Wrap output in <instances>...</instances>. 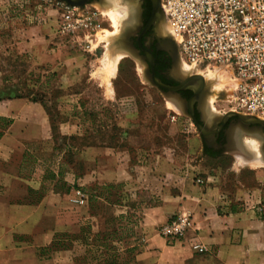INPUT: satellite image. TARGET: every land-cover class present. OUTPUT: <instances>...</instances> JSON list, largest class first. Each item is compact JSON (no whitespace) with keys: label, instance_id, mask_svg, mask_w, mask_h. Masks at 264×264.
<instances>
[{"label":"rangeland","instance_id":"1","mask_svg":"<svg viewBox=\"0 0 264 264\" xmlns=\"http://www.w3.org/2000/svg\"><path fill=\"white\" fill-rule=\"evenodd\" d=\"M57 1L66 2L0 0V100L22 98L41 105L40 101H33L41 98L52 118L51 121L45 111L49 120L48 135L27 144L28 150L33 152L31 155L42 159L49 170L58 156L65 167L80 148L107 146L126 150L135 165L147 168L142 169L143 176L149 168L173 172L187 169L186 174L192 178L197 171L190 167L196 165L204 153V142L196 124L144 78V66L130 56L127 49L118 48L123 47V42H117L116 38L124 29H130L127 39L132 45L140 30L135 0H100V3L88 6L99 14L89 37L82 33L60 32ZM111 5L122 11L123 17L116 21V27L108 11L103 10ZM164 21L163 17L153 32L158 36L159 45L170 49L162 38L170 34L163 29ZM138 54L141 55L139 51ZM209 67L212 70L222 68ZM176 71L182 77L204 73L197 69L183 71L181 59ZM207 83L204 102H197V107L202 124L211 126L213 116L230 111L227 96L230 86L228 83L213 87L211 81ZM229 118L231 123L237 120L234 115ZM6 123V120L0 122V128ZM250 124L258 127L256 123ZM244 132L247 131L235 125L226 141L231 149L251 156L247 148L249 143L257 154V160L251 163L264 169L260 138L254 140V136L246 133L245 138L253 140H244ZM62 136H66L65 139ZM50 138L53 141L55 138L58 146L52 154ZM236 158V154H222L215 162L224 169L235 168ZM208 161H202V164L209 165ZM138 172L134 171L135 174ZM124 180L106 184L111 187L107 190H99L106 185L87 188L93 202L91 217L80 221L83 238L74 237L79 231L72 234L60 232L54 236L64 242L65 248L72 250L73 264L94 259L101 264L111 259L123 263L131 260L143 246L142 236L135 235L133 226L140 219L144 200L134 192H139L142 198L147 194L132 176ZM94 190L101 192V196L95 197ZM132 246L133 252L130 251Z\"/></svg>","mask_w":264,"mask_h":264},{"label":"crops","instance_id":"2","mask_svg":"<svg viewBox=\"0 0 264 264\" xmlns=\"http://www.w3.org/2000/svg\"><path fill=\"white\" fill-rule=\"evenodd\" d=\"M4 120L7 123L0 128V264H73L71 249L49 246L57 233H76L80 221L91 217L89 201L77 200L75 187L85 191L94 184L123 182L131 176L147 194L142 198L134 192L144 200L133 226L144 242L134 254L135 264H264V169L251 163L257 154L249 143L251 156L231 149L229 143L215 153L204 146L208 154L202 153L201 162L190 167L204 178L202 185L194 182L195 174L192 178L186 174L187 169L149 168L143 176L142 169L147 168L135 165L126 150L107 146H84L65 167L58 156L49 168L54 179H46L48 168L27 148L29 142L48 135L49 120L42 105L22 98L0 100V122ZM261 125L249 123L243 129L257 140ZM51 141L50 154L55 145ZM229 153L236 154V166L224 169L215 161ZM178 213H188L193 227L181 241L170 244L158 230ZM195 242L206 245L207 251L196 252Z\"/></svg>","mask_w":264,"mask_h":264},{"label":"built area","instance_id":"3","mask_svg":"<svg viewBox=\"0 0 264 264\" xmlns=\"http://www.w3.org/2000/svg\"><path fill=\"white\" fill-rule=\"evenodd\" d=\"M56 5L60 32L89 37L97 25V10L63 1ZM160 6L179 59L192 66L229 70L233 78L227 94L229 110L264 120V0H160ZM193 180L198 185L205 182L199 174ZM73 194L80 202L88 199L81 189ZM192 227L191 216L178 213L158 233L174 244ZM192 249L207 251L206 245L197 242Z\"/></svg>","mask_w":264,"mask_h":264},{"label":"water","instance_id":"4","mask_svg":"<svg viewBox=\"0 0 264 264\" xmlns=\"http://www.w3.org/2000/svg\"><path fill=\"white\" fill-rule=\"evenodd\" d=\"M65 1L71 5L82 8L83 4H85L87 0H65ZM163 17L164 15H163V12L160 6V0H152V14L144 30L150 27L151 25L153 26V30H155L156 25L161 19H163ZM130 33H131L130 29L126 28L122 31L121 33L122 36H119L116 38L117 42H120V40L123 42V47L120 46L118 48L127 49L130 56H132L133 58H136V60H138L139 63L144 66L142 70L144 78L151 85L157 87L166 98L173 100V102L179 107V110L184 112L187 116H189L193 120V122L196 124V127L199 133L203 135L206 138V140H208L207 144L208 142L212 145L215 143L214 134L218 132V130L222 127V125L228 120L230 116L234 115L237 117L236 122L234 121L233 123H230V125H233L234 127L235 125H237L241 129H243L244 128L243 126L249 123H256V124L264 123V120L262 119H258L253 116L229 111L223 115H220L219 118L215 117L212 121L213 124L211 126H207L206 124H200L194 117L193 110H194L195 102H202L201 101L202 94L200 95V93L195 90V87L192 86L193 76L182 77L178 75L176 71V67L179 61V56H178L176 43L174 39L172 38V36H169L168 34H166V36H162V38L166 41V43L169 45V48H170L169 52L172 58V66L170 67L169 74L176 81H178L176 85H170V84L163 83L160 80V78L154 74L153 67H152L153 66L152 53L142 48L144 51V54L139 55L137 48H134L131 41L127 39ZM155 35H156V32H155ZM156 37L158 36L156 35ZM188 88L193 91V95L189 99H184L180 96L179 92L181 90L188 89ZM233 126H231L229 129L231 130ZM230 130L228 131V135L230 134Z\"/></svg>","mask_w":264,"mask_h":264},{"label":"flooded vegetation","instance_id":"5","mask_svg":"<svg viewBox=\"0 0 264 264\" xmlns=\"http://www.w3.org/2000/svg\"><path fill=\"white\" fill-rule=\"evenodd\" d=\"M94 2L100 3V0H87L83 6H94ZM136 6V18L140 21L141 26L140 30L137 32L135 37L133 38V45L137 48L141 55L144 54L143 49H146L152 53L153 56V71L154 74L160 78L163 83L176 85L178 81L172 78L169 75L170 66L172 63V58L169 52V49L164 46L159 45V41L154 35L153 26L151 25L147 29L144 30L147 22L149 21L152 14V0H135ZM138 12V13H137ZM140 15V16H139ZM137 26V25H135ZM147 42V43H146ZM143 48V49H142ZM180 96L184 99H189L193 92L189 89H184L179 92ZM194 117L196 120L202 124L201 114L197 107V102L194 103L193 110ZM230 118L222 125V127L218 130L215 136V143L212 145L207 141L206 138L202 135V139L204 142V146L207 152H221L224 151L227 146L226 140H228V128L230 126L229 122ZM258 138H260L261 142V150L264 156V124L261 125L259 129V133L257 134ZM229 143V142H228Z\"/></svg>","mask_w":264,"mask_h":264},{"label":"bare ground","instance_id":"6","mask_svg":"<svg viewBox=\"0 0 264 264\" xmlns=\"http://www.w3.org/2000/svg\"><path fill=\"white\" fill-rule=\"evenodd\" d=\"M133 3V2H132ZM115 9V10H114ZM104 11H108V13L110 14V16H111V18L113 19L112 21H113V23L115 24V27H116V21H119L120 20V17H123V16H121V8H119V7H115V6H113L112 7V5L110 6V7H106V8H104L103 9ZM120 14V15H119ZM125 15V14H124ZM118 16H119V18H118ZM119 19V20H118ZM122 20H123V18H122ZM166 20V19H165ZM160 22H161V20H160ZM165 22V21H164ZM159 23V22H158ZM119 24V23H118ZM158 25V24H157ZM166 26V27H165ZM166 28V30L167 31H169L170 32V34H168L169 36H171L172 35V33H171V31H170V25H169V23H168V21L166 20V22L165 23H163V29H165ZM160 30H161V28H160ZM165 30V31H166ZM162 31V30H161ZM164 31V30H163ZM166 31V32H167ZM119 36H122V35H119ZM118 36V37H119ZM173 38V37H172ZM174 39V38H173ZM121 41V40H120ZM122 42V41H121ZM179 62H180V59H179ZM181 64H182V69H183V71H191V70H194V69H197L198 71H200V72H207L208 71V73L209 74H198V72H196L195 74H190V75H187V76H193V82H192V86L193 87H195V90L196 91H198L199 93H200V95H201V97H202V104H203V102H204V95H205V86H206V83H207V81H211L212 82V86L214 87V86H222V84L224 85V84H228L229 83V86H231V84H232V82H233V78H232V76H231V74H230V71L229 70H227V69H225V68H214V70H212L208 65H206V66H192V65H189L188 67H190V68H188L187 66H186V64L187 63H185L184 61H182L181 60ZM180 66V65H179ZM211 69V70H210ZM187 76H185V77H187ZM228 78V79H227ZM228 81V82H227ZM208 84V83H207ZM209 86V85H208ZM169 99V98H168ZM176 107H178L174 102H173V100H171V99H169ZM178 109H179V107H178ZM220 115H223V114H220ZM220 115H215V116H213L212 118L214 119L215 117H220ZM212 119V120H213ZM253 162V161H252Z\"/></svg>","mask_w":264,"mask_h":264},{"label":"trees","instance_id":"7","mask_svg":"<svg viewBox=\"0 0 264 264\" xmlns=\"http://www.w3.org/2000/svg\"><path fill=\"white\" fill-rule=\"evenodd\" d=\"M33 101H40L42 107L45 109V111L48 113V115H50L49 108L46 106V104L43 102V100H41V98H40V99H36V98H34ZM50 118H51V115H50ZM50 120L52 121V118H51ZM6 122H7V120H6ZM65 137H66V136H62V139H63V138L65 139ZM54 142H55V138H54ZM56 147H58V146H57V142H55L54 149H55ZM204 153L208 154L205 150H204ZM209 155H212V154H209ZM58 173H59V172H58ZM54 177H55L54 172H53L52 170H49L46 179H54ZM94 185H97V184H94ZM105 185H106V184H105ZM98 186H101V185H98ZM106 186H107V185H106ZM107 187H108V188H107ZM107 187H104V188L99 187V190L102 191V190H104V189H106V190H107V189H111L110 186H107ZM88 188H89V187H88ZM85 189H86L85 192H86L87 195H88V199H87V200L89 201V204H90V207H91V211H92L93 196L88 194L89 192H87V191H88L87 188H85ZM94 191H96V190H94ZM94 196H95V197H96V196H101V192H98V193H97V191H96V194H95ZM83 232H84V231L80 228V230H79V234L75 235L74 237H75V238H78V237H79V238H83V236H84ZM96 236H98V235H96ZM59 242H60V243H59ZM63 244H64L63 241L54 238V240L52 241V243H51V245L49 246V248H50V249L65 248V245H63ZM130 251L133 252V246H132V248H131ZM133 257H134V256H133ZM133 257H132V259H133ZM132 259H131V260H127V261L125 260L123 263H119V264H135L134 262H132ZM94 260H96V263H97V264H101L97 259H94ZM94 260H92V261H94ZM90 262H91V261H90ZM106 264H118V263H117V261L111 259L110 262H109V260H107V261H106Z\"/></svg>","mask_w":264,"mask_h":264}]
</instances>
